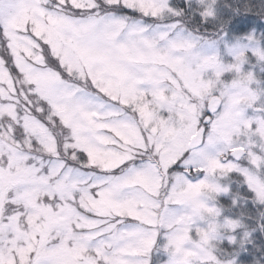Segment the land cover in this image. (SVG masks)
<instances>
[{
  "label": "snow or ice",
  "instance_id": "6c2138e0",
  "mask_svg": "<svg viewBox=\"0 0 264 264\" xmlns=\"http://www.w3.org/2000/svg\"><path fill=\"white\" fill-rule=\"evenodd\" d=\"M185 2L216 18L217 0ZM182 16L169 0H0V264H221L212 241L242 225L218 221L219 181L264 205V89L244 70L264 46L221 51L226 33Z\"/></svg>",
  "mask_w": 264,
  "mask_h": 264
},
{
  "label": "rangeland",
  "instance_id": "374dc122",
  "mask_svg": "<svg viewBox=\"0 0 264 264\" xmlns=\"http://www.w3.org/2000/svg\"><path fill=\"white\" fill-rule=\"evenodd\" d=\"M173 1L176 2L175 7H172L176 11H181L182 7L188 8L190 10L192 18H196V24L202 26L206 31L204 33H200L201 35H215L210 36L212 39H218L219 35H224V39L222 41H219V47L221 51L224 50L225 44L231 46L236 44L237 42L241 44H246L247 40L245 39L249 35H255L257 40L260 42L261 46H264V35L258 36L257 34H263V32L255 31L256 26L261 24L264 26L263 18L264 16L256 17L253 14V11H251L252 2L248 0L247 2H242V0H217V3L215 4L216 9V18L215 19H209L206 23H203L201 21V18L199 15H196L193 13L192 9L196 7L195 4H192L191 7L189 4L185 2V0H169V3H172ZM264 3V1L262 0ZM241 8L244 9V12H247L244 14L243 17L237 20V24L232 25L230 27L229 31L222 30L223 27L234 17L235 12L237 14L242 13ZM183 13V12H182ZM260 13L264 15V7L262 6ZM178 17L177 19H183L184 17ZM167 22V20L165 21ZM236 25H239V27H243L240 29V31H236ZM238 27V26H237ZM264 64H256L255 60H252L250 64L244 65L245 71H253L256 74V78L260 81L259 87L261 89H264V79L262 76H264ZM256 85H253V88H255ZM261 100L264 101V97H261ZM249 115H252L251 110H249ZM259 154V149H254ZM222 185L227 186L229 188V192L226 195L219 196L216 200L212 201L211 203L215 206L219 207L221 209V216L218 218V221L220 223H223L225 219H231V220H238L242 227L238 228L235 232L232 231H225L223 229L218 230L214 240L212 241L213 247H214V254L217 256V258L220 260L221 264H231L232 261H235V264H240V249L243 246H246L249 248L250 251V244L251 237L253 233H251V230L253 229L251 227V218L249 216L252 214L253 217H257L259 221L264 220V205H259L251 199V202L249 203L251 206L250 211L251 212H244L247 215V218H243L241 215L244 213L234 211L235 209L238 210V207L244 205V201H242L239 198V191L241 189H246L247 185L243 183V178L238 176L237 174H231L227 178H223L219 181ZM252 197V196H251ZM250 197V198H251ZM233 201H236L235 204H233ZM258 207L257 215L255 216L254 209L255 207ZM247 221L246 227H244V222ZM258 228V234L264 235V228ZM247 233V236L245 235ZM234 236L236 243L230 244L229 243V237ZM166 243L163 237L158 239V244L162 247V245ZM261 248H264L260 246ZM259 247V249H260ZM167 256L163 253V251L154 253L153 256V264H157V261H166ZM258 264H264V262H260Z\"/></svg>",
  "mask_w": 264,
  "mask_h": 264
},
{
  "label": "flooded vegetation",
  "instance_id": "af4514ba",
  "mask_svg": "<svg viewBox=\"0 0 264 264\" xmlns=\"http://www.w3.org/2000/svg\"><path fill=\"white\" fill-rule=\"evenodd\" d=\"M247 1L248 0H242V2H247ZM251 2H252V4H254V6H252V9H251V11H253V14H255L254 16H256V17H259L260 15L264 16L260 13L262 6L264 7V3L262 2V0H252ZM243 10L244 9L241 8L242 13H239V15L241 17H243L244 14L247 13V12H244ZM261 18H263V21H264V17H261ZM241 28H243V27H240V29ZM254 30L258 31V32H263V34H257L258 36L264 35V27L262 29H260V31L255 29V28H254ZM262 78L264 79V76H262ZM238 195H239V198L242 201H244L245 204L240 206V208L238 207V210L235 209L234 211H237V212L239 211L241 213L251 212L250 211L251 206H249L250 205L249 203L251 202L252 194L246 188V189H241L239 191ZM254 211H256L255 212V216H256L257 211H258L257 206L255 207ZM241 216L243 218H247L246 213L242 214ZM249 218H251L250 222L252 224L251 227L253 228L251 230V233H253V235L251 237L252 241L250 242V244H248V246L251 245L250 251H249V248L246 246L241 247V249H240L241 254L239 256L240 257V259H239L240 264H258V256H259V244L258 243L260 241H264V235L259 236L258 230H257L258 228L259 229L264 228V220L259 221L257 219V217H253L252 214L249 216ZM249 218H247V219H249ZM243 222H244V224H243L244 227H246L247 221L244 220Z\"/></svg>",
  "mask_w": 264,
  "mask_h": 264
},
{
  "label": "trees",
  "instance_id": "16d2710c",
  "mask_svg": "<svg viewBox=\"0 0 264 264\" xmlns=\"http://www.w3.org/2000/svg\"><path fill=\"white\" fill-rule=\"evenodd\" d=\"M250 1H252V0H250ZM174 3H173V5H172V3H170L171 4V6L172 7H175V5H176V2L175 1H173ZM181 11L183 12V13H185L184 14V17H183V19H182V21H183V23L186 25V27L189 29V30H192V31H196V30H198L199 31V33H204V31H206L202 26H200V25H198V24H196V18L194 19V18H192V16H191V13H190V10L187 8H185V7H182V9H181ZM238 17H241L239 14H237L236 12H235V15H234V17L223 27V29L222 30H227V31H229L230 30V27L232 26V25H235V23L237 24V20H239V18ZM237 21V22H236ZM238 26V27H237ZM264 26L263 25H261V24H259V25H257L256 26V28H257V30H259L260 31V29H262ZM229 29V30H228ZM236 31H240V27H239V25H236ZM210 36H214L215 37V35H210ZM261 230H263V229H261ZM259 236H261V235H259ZM259 247L260 246H262V247H264V241H260L259 243ZM260 262H264V248H261L260 247V249H259V256H258V263H260Z\"/></svg>",
  "mask_w": 264,
  "mask_h": 264
},
{
  "label": "clouds",
  "instance_id": "9594fccd",
  "mask_svg": "<svg viewBox=\"0 0 264 264\" xmlns=\"http://www.w3.org/2000/svg\"><path fill=\"white\" fill-rule=\"evenodd\" d=\"M199 258V257H198Z\"/></svg>",
  "mask_w": 264,
  "mask_h": 264
}]
</instances>
